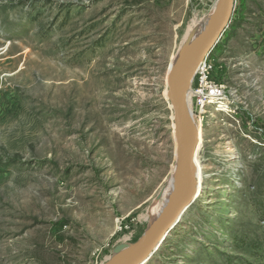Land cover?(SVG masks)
<instances>
[{"label": "rangeland", "instance_id": "obj_1", "mask_svg": "<svg viewBox=\"0 0 264 264\" xmlns=\"http://www.w3.org/2000/svg\"><path fill=\"white\" fill-rule=\"evenodd\" d=\"M217 2L0 0V264H105L146 235L177 168L169 70ZM209 64L235 114L199 119V196L146 264H264V0H237Z\"/></svg>", "mask_w": 264, "mask_h": 264}, {"label": "water", "instance_id": "obj_2", "mask_svg": "<svg viewBox=\"0 0 264 264\" xmlns=\"http://www.w3.org/2000/svg\"><path fill=\"white\" fill-rule=\"evenodd\" d=\"M237 0H219L213 21L204 35L184 54L178 56L168 74V98L174 110L177 139L178 191L173 204L152 225L136 244H122L115 248L111 260L105 264H146L164 244L184 214L195 203L199 135L186 106V94L196 69L207 61L221 43L236 9Z\"/></svg>", "mask_w": 264, "mask_h": 264}, {"label": "bare ground", "instance_id": "obj_3", "mask_svg": "<svg viewBox=\"0 0 264 264\" xmlns=\"http://www.w3.org/2000/svg\"><path fill=\"white\" fill-rule=\"evenodd\" d=\"M218 6H219V0L212 7V9L209 11V13L203 17V19H201L200 21L194 22L191 25V27L187 30V32L184 36L183 43H182V51L179 53L178 56H180V55L184 54L186 51H188L204 35V33L208 30V28L210 27V25L213 21V18H214L215 13L218 9ZM188 98H190V99H188ZM187 100L190 102V108H191L190 110H189V107L187 104ZM186 106H187V110H188L189 114L191 115L193 122L195 123V125L197 127L198 135H199V145H200L201 142H203V137H202L203 126H202L199 118H196L193 114V110L195 108L194 100L192 98V93L190 94L189 91L186 94ZM104 137H105V135H104ZM175 139H176V136H175ZM114 140H116V139H114ZM176 149H177V139H176ZM196 167H197V164H196ZM197 182H198V186H197L196 198L199 196V172H197ZM177 191H178V158H177V168L174 170L171 178L169 179L167 184L164 186V188L162 189V192L156 198V200L154 201V203L152 205V209L150 211L151 225L149 226V228L152 225H154L163 216V214L169 209V207L173 204V202L177 196Z\"/></svg>", "mask_w": 264, "mask_h": 264}, {"label": "built area", "instance_id": "obj_4", "mask_svg": "<svg viewBox=\"0 0 264 264\" xmlns=\"http://www.w3.org/2000/svg\"><path fill=\"white\" fill-rule=\"evenodd\" d=\"M194 100L193 114L204 121L207 113L235 114L229 105L224 88L212 79L209 59L198 66L189 89ZM210 111V112H209Z\"/></svg>", "mask_w": 264, "mask_h": 264}]
</instances>
